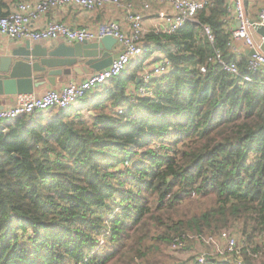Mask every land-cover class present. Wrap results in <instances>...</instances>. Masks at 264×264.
<instances>
[{
    "label": "trees",
    "instance_id": "obj_1",
    "mask_svg": "<svg viewBox=\"0 0 264 264\" xmlns=\"http://www.w3.org/2000/svg\"><path fill=\"white\" fill-rule=\"evenodd\" d=\"M209 1L175 32L146 34L147 52L87 93L79 110L0 125V264H150L144 244L153 227L150 249L194 251L184 264H198L195 248L205 245L188 236L216 235L231 223L242 238L239 252L225 262L205 255L206 264H259L264 74L247 70L246 54L237 61L228 51L229 0ZM153 53L171 69L144 82ZM216 53L252 82L224 71ZM140 88L145 96L131 94ZM209 196L214 203L200 216L174 219L184 200ZM176 239L181 246L170 250Z\"/></svg>",
    "mask_w": 264,
    "mask_h": 264
},
{
    "label": "built area",
    "instance_id": "obj_2",
    "mask_svg": "<svg viewBox=\"0 0 264 264\" xmlns=\"http://www.w3.org/2000/svg\"><path fill=\"white\" fill-rule=\"evenodd\" d=\"M143 4L144 9L150 5H166L172 10V14L159 12V17L165 23L162 33L170 34L182 27L185 23L194 22L198 12L212 6L209 0H136ZM127 0H35L31 2H20L13 10L0 16V34L16 40H57L60 39L67 44L94 42L103 37L109 36L116 40L122 50V54L115 59L109 68L104 72H95L80 83L70 84L62 91H48L40 97L33 94H19L14 96V103L11 107L0 108V125L3 122L14 120L21 116H30L35 112L52 109H66L77 104L87 93L94 88L103 85L108 80L120 75L123 70L135 59L142 56L149 48L144 41L146 30L143 27L142 16L139 13H129L128 29L123 30L116 21H108L97 26L95 30L70 28L62 23L48 22L42 28L34 29L32 22L42 14L53 8L73 5L85 11H94L106 5L124 6L127 11L132 8ZM130 2V1H129ZM245 0H229L227 3L228 17L224 22L228 25L226 30L230 33V40L227 44L228 51L233 54L237 61L242 54H246V68L254 74H264V52L260 45L253 39L257 29L264 28V5L259 9L256 16H251L246 10ZM235 23L233 26L232 24ZM231 24V26H230ZM203 30L210 43L213 37L207 27ZM264 42V35L260 36ZM241 41L244 50L241 51L236 45ZM218 63L223 70L235 77H240L242 82H252L248 75L240 74L236 63L226 64L216 53ZM149 64V63H148ZM171 69V63L160 54L157 62L150 67L142 69L141 78L148 82L151 78L167 74ZM206 68L201 66L200 73H205ZM132 95L145 96L146 92L140 88L131 92ZM117 113L121 110H116ZM194 238V236H188ZM200 240L210 248V256H219L222 262L226 254L239 252L241 242L238 241L235 233L228 231L219 232L216 235L200 236ZM181 246L179 239L174 240L170 250ZM207 259L202 255L197 259L198 264H206Z\"/></svg>",
    "mask_w": 264,
    "mask_h": 264
},
{
    "label": "water",
    "instance_id": "obj_3",
    "mask_svg": "<svg viewBox=\"0 0 264 264\" xmlns=\"http://www.w3.org/2000/svg\"><path fill=\"white\" fill-rule=\"evenodd\" d=\"M262 35L264 28L260 27L253 34V39L264 52V42L260 38ZM116 43L114 38L106 36L99 41L71 46L62 43L55 48L32 46L28 40L14 47L0 44V96L32 94L46 83L54 86L56 76L70 74L63 67H72L85 59L89 70L104 72L122 54H110ZM103 49L107 52H103Z\"/></svg>",
    "mask_w": 264,
    "mask_h": 264
},
{
    "label": "crops",
    "instance_id": "obj_4",
    "mask_svg": "<svg viewBox=\"0 0 264 264\" xmlns=\"http://www.w3.org/2000/svg\"><path fill=\"white\" fill-rule=\"evenodd\" d=\"M31 1H35V0H0V12L6 14L9 11L13 10L18 3L31 2ZM252 2L256 3L258 8H261L262 5H264V0H248V4ZM126 3H131L132 8L129 10V12L127 11V8L124 6L117 7L113 5H106L94 11H85L73 5L60 6L51 9L45 14H42L41 16L38 17V19L34 20L31 25L34 29H38V28H42L46 23L52 21V22L62 23L72 29L78 28V29H88L93 31L97 28L98 25L102 23L108 21H116L117 23H119V25L123 30H127L128 15L129 13L132 12V13L141 14L143 27L147 31L146 34H149L151 32L162 33V30L165 27V23L159 17V12H164L167 15L172 14V10L166 5H150L149 9L147 10L143 8V4L140 1L127 0ZM250 11H251L250 14H252L253 16L256 15L255 10L250 9ZM232 25L234 26L235 23H233ZM24 41L27 40L11 39L0 34V44L2 45H7V46L10 45L14 47L21 45ZM30 43L32 46L40 45L42 48H46L50 46L55 48L62 43L69 46L75 44V43L67 44L60 39L30 41ZM236 45L239 46L241 51L244 50V47L240 40L236 42ZM103 52H107V51L103 49ZM120 52H122V50L117 43L110 50V54H117ZM160 54L161 53H153L150 59L144 62L143 68H146L148 66L150 67V63L153 65L155 62H157V59L159 58ZM98 59H100V57L97 58L96 60ZM86 60L87 59H85L80 63H76L72 67H63V70H69L70 74L67 75L62 74L61 76H56L54 86H50L48 83H46L43 87H39L35 89L32 94L35 95L36 97H40L45 93H47L48 91L59 92L70 84L80 83L84 81L88 76L95 73L94 71L89 70L88 67L85 65ZM14 98H15L14 96L11 97L0 96V108L11 107L14 103ZM73 106L76 110H79L80 108L79 102ZM88 113L92 114L91 111H89Z\"/></svg>",
    "mask_w": 264,
    "mask_h": 264
},
{
    "label": "rangeland",
    "instance_id": "obj_5",
    "mask_svg": "<svg viewBox=\"0 0 264 264\" xmlns=\"http://www.w3.org/2000/svg\"><path fill=\"white\" fill-rule=\"evenodd\" d=\"M245 2H246V0H245ZM245 4H246V10L248 11V13L251 12L250 11V9H251V10H255L256 15H257L260 8H258L256 3L252 2L249 4L248 3H245ZM251 16H253V15L251 14ZM214 200L215 199L213 196L200 197L197 201H195L194 199L193 200L186 199L182 203L177 205V207L175 208V212L177 215L174 216V219H176V220L179 218L190 219L191 217H194V216L198 217L203 212L208 210V208L214 203ZM149 206L152 208V211H155L157 204L154 201V199H152L149 202ZM219 231L220 232L228 231L230 233H235V236L237 237L238 241L241 242V240H242L241 235H240V231L236 232L235 229L233 228L232 223L229 224L227 228H222ZM145 232H146V229H145ZM149 232H150L149 233L150 238L147 239L145 244H144V248L146 251V260L145 261H148L150 264H179V262L184 264L188 260H190L188 263L193 261L194 251H192L191 254L189 252H178L174 256L173 253L169 252L168 247H166L162 244H158L159 248H157V250H155V251L153 249H150V247L153 246L152 244L155 243V239H153V238L155 237V235L158 232H156L155 227L151 228L149 230ZM128 233L131 234L132 232H128ZM203 236H206V234H204ZM194 239L201 241L200 236L194 237ZM239 246L242 247V245L240 243H239ZM201 250L202 251L200 252V251H198V248H195V256L197 257V259L199 257H201L202 255H209L211 253L210 248L209 247L207 248L206 246H202ZM263 250H264V246H263ZM108 252H112V251L108 250ZM119 254L116 256L115 260L118 258ZM261 262L264 263V255H263V257L257 258L254 260V263L260 264ZM118 264H122V263L119 262Z\"/></svg>",
    "mask_w": 264,
    "mask_h": 264
},
{
    "label": "clouds",
    "instance_id": "obj_6",
    "mask_svg": "<svg viewBox=\"0 0 264 264\" xmlns=\"http://www.w3.org/2000/svg\"><path fill=\"white\" fill-rule=\"evenodd\" d=\"M53 110H55V109H53Z\"/></svg>",
    "mask_w": 264,
    "mask_h": 264
}]
</instances>
